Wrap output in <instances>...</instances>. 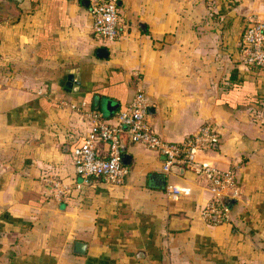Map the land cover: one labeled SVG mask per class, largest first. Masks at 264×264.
I'll use <instances>...</instances> for the list:
<instances>
[{
	"label": "crops",
	"instance_id": "crops-1",
	"mask_svg": "<svg viewBox=\"0 0 264 264\" xmlns=\"http://www.w3.org/2000/svg\"><path fill=\"white\" fill-rule=\"evenodd\" d=\"M10 1L0 14V264H264V67L238 54L245 18L264 16V0H117L110 41L93 36L81 0ZM136 87L163 139L214 127L217 144L197 159L235 168L227 220L200 216L202 176L162 173V155L125 134L120 181L75 174L83 111L112 120ZM45 176L68 184L64 195Z\"/></svg>",
	"mask_w": 264,
	"mask_h": 264
},
{
	"label": "built area",
	"instance_id": "built-area-1",
	"mask_svg": "<svg viewBox=\"0 0 264 264\" xmlns=\"http://www.w3.org/2000/svg\"><path fill=\"white\" fill-rule=\"evenodd\" d=\"M90 18V30L100 41L113 40L118 33L119 11L117 0H86ZM238 54L244 64L264 67V16L251 15L245 18L238 39ZM39 92V89H38ZM84 105V101L81 102ZM147 99L140 87H136L128 103L117 110L112 120L104 118L95 109H86L84 116L89 120L88 129L80 145L72 149L73 170L81 179L101 176L105 181L118 182L127 172L120 161V136L125 134L131 142L143 144L162 155L161 171L167 174L172 166L193 170L204 178L209 190V199L200 209V216L210 223L227 220V200L239 195L235 168L219 169L197 159V154L217 144L218 135L210 122H203L192 134L174 142L157 135L145 119ZM70 107H75L70 104ZM104 144L101 152L98 143ZM53 197L59 198L69 185L63 181L43 177ZM166 190L176 197L179 188L170 184Z\"/></svg>",
	"mask_w": 264,
	"mask_h": 264
},
{
	"label": "water",
	"instance_id": "water-1",
	"mask_svg": "<svg viewBox=\"0 0 264 264\" xmlns=\"http://www.w3.org/2000/svg\"><path fill=\"white\" fill-rule=\"evenodd\" d=\"M81 2L83 3V4H85L86 5V3H87V1L86 0H81ZM97 53L99 54V55H101V54H105V48L104 47H99L98 49H97ZM72 76L71 75H68L67 76V82H66V85L67 86H72ZM75 85H76V83H75ZM75 85H73V88L75 89ZM109 103V102H108ZM107 104V103H106ZM106 107H107V105H106ZM108 108V107H107ZM125 157H126V154L124 153V152H122L121 151V153H120V161H121V163H123L124 164V159H125ZM173 167H175V168H177V167H179V166H172L171 168H173ZM180 168H182V167H180ZM230 200L231 199H229V200H227V202L229 203L230 202ZM72 251L73 252H75V253H78V254H82V253H84V251H85V242H83V241H80V240H75L74 242H73V246H72Z\"/></svg>",
	"mask_w": 264,
	"mask_h": 264
},
{
	"label": "rangeland",
	"instance_id": "rangeland-1",
	"mask_svg": "<svg viewBox=\"0 0 264 264\" xmlns=\"http://www.w3.org/2000/svg\"><path fill=\"white\" fill-rule=\"evenodd\" d=\"M12 1L10 0H0V9L3 11H0V14H8L9 10L11 8Z\"/></svg>",
	"mask_w": 264,
	"mask_h": 264
}]
</instances>
